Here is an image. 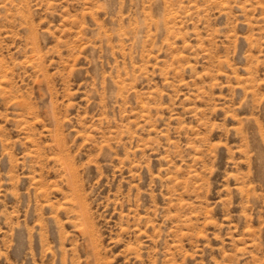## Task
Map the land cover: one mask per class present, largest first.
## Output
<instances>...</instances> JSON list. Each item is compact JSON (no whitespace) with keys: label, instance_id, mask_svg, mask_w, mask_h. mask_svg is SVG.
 I'll return each instance as SVG.
<instances>
[{"label":"rangeland","instance_id":"obj_1","mask_svg":"<svg viewBox=\"0 0 264 264\" xmlns=\"http://www.w3.org/2000/svg\"><path fill=\"white\" fill-rule=\"evenodd\" d=\"M0 264H264V0H0Z\"/></svg>","mask_w":264,"mask_h":264}]
</instances>
